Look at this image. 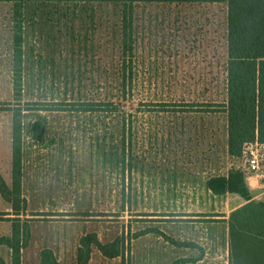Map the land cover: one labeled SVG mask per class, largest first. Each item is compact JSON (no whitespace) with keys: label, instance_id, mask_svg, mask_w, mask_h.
I'll list each match as a JSON object with an SVG mask.
<instances>
[{"label":"rangeland","instance_id":"1","mask_svg":"<svg viewBox=\"0 0 264 264\" xmlns=\"http://www.w3.org/2000/svg\"><path fill=\"white\" fill-rule=\"evenodd\" d=\"M134 17L136 62L146 82L140 99H227L226 3L141 4ZM119 24L113 4L26 3L16 62L13 3L0 1V174L11 186L18 121L27 200L20 206L22 219L32 218L26 256L57 247L65 250V264H75L81 238L96 233L102 243L120 240L121 254L108 257L94 246L91 264H167L171 244L173 253L181 250V237L197 254L215 249L204 264H238L230 225L249 223L253 213L258 220L262 209L211 217L218 215L213 211L228 217L233 192H213L208 179L241 169L246 150L230 154L226 112L190 115L181 143L140 139L139 159L145 151L149 156L131 172L104 164L102 118L75 111L78 102L104 99V64L116 54ZM38 120L42 140L31 131ZM7 209L12 204L0 191V234L12 227ZM2 255L8 257L6 246Z\"/></svg>","mask_w":264,"mask_h":264},{"label":"trees","instance_id":"2","mask_svg":"<svg viewBox=\"0 0 264 264\" xmlns=\"http://www.w3.org/2000/svg\"><path fill=\"white\" fill-rule=\"evenodd\" d=\"M13 3L14 47L16 62L19 59L23 40L22 19L26 3L41 1L102 2L120 9V34L116 54L104 64V99L76 103L79 114L102 118L104 124V164L121 166L133 172L149 156L139 159L140 139L149 141L154 137L162 146L168 138L175 137L181 143V135L190 115L224 111L227 113V132L230 154L242 152L246 143L256 140L264 142V0H0ZM227 4V99L222 102L209 100L140 99L146 82L139 76L136 62V35L134 30L135 10L141 4ZM19 85V84H18ZM17 85V86H18ZM137 107L131 105L138 101ZM131 103V104H130ZM131 105V106H130ZM157 120L154 122V120ZM42 121L31 127L33 138L42 140L45 132ZM13 137L12 185L0 174L2 196L12 204L13 212L10 235H0V245L11 251L8 263L0 254V264H22V250L31 239L32 218L22 219L27 200L21 196L23 176V153L21 123L16 122ZM152 129H154L152 131ZM141 131L144 136L140 138ZM152 131V132H151ZM154 134V136H152ZM162 147V148H163ZM209 188L215 193L233 192L251 200L246 176L241 169L232 168L227 175H213L208 179ZM19 201V202H18ZM250 206L262 209L249 223L230 225L232 247L236 251L238 264H264V203L251 201L237 212L251 211ZM248 219V220H249ZM242 220V219H241ZM263 228V229H261ZM97 247L105 256L121 254L120 240L102 243L96 233L81 238L77 253V264H88L93 248ZM262 246V249H261ZM40 264H61L51 248L40 253Z\"/></svg>","mask_w":264,"mask_h":264},{"label":"crops","instance_id":"3","mask_svg":"<svg viewBox=\"0 0 264 264\" xmlns=\"http://www.w3.org/2000/svg\"><path fill=\"white\" fill-rule=\"evenodd\" d=\"M246 182H247V185L249 186L250 194L252 197L251 200H246L244 197H242L238 193H229L230 194V201H233V202L231 203V207L229 208L228 217L221 216L220 215L221 211H217V212L213 211V213L218 214V215L211 216L213 219H216V220L227 219L230 217L231 213L239 210L243 206H246L251 201L264 203V182L263 181L260 182L259 180L255 179L254 177H247ZM12 211L13 210L7 209L6 213H9ZM7 216L13 217L14 215L7 214ZM171 229H173L172 226H171ZM11 232H12V227H11V230L8 231V233H6V234L3 233L0 235H6L7 236V235H10ZM166 233L170 234V237L172 240L173 239H175V240L179 239L178 237L176 238V236L173 235L172 231L170 232L169 225H167V227H166ZM32 236H33V234H32ZM214 240H215V238L212 237L213 242H214ZM179 241L181 243V250L173 253L172 252L173 244H171V253H170V256H168V258H167V261H168L167 264H204L205 260L211 255H212V259H214V256H215V249L214 248H212L213 250L212 249L203 250L202 253L197 254L195 249H192V248H195L197 246H190V245L186 244V240L183 237H181V239ZM188 241H190V240H188ZM2 247H4V246L0 245V254L1 255H2ZM228 247H229V242H228ZM44 248L53 249V251L55 252V254H56L58 260L61 262V264H65V261H66L65 250L57 248V247H49V246L41 247L40 249H38L37 255L36 256L33 255V257H31V258L26 256V252H27L28 248L26 247L25 249H23L22 250V264H40V253ZM77 253H78V250H77ZM77 253L74 256L75 264H77ZM94 253H95V251L93 248V251H92V254H91V257H90L88 264L92 263ZM227 254H229V249L227 250ZM11 255L12 254H11L10 249H8V257L3 255L8 263H10V261H11ZM99 256H100V254H99ZM169 258H170V260H169ZM101 260H102V262H104V255H102ZM213 264H215V262H213ZM216 264H218V262H216ZM226 264H229V260Z\"/></svg>","mask_w":264,"mask_h":264},{"label":"built area","instance_id":"4","mask_svg":"<svg viewBox=\"0 0 264 264\" xmlns=\"http://www.w3.org/2000/svg\"><path fill=\"white\" fill-rule=\"evenodd\" d=\"M242 171L246 178L254 177L264 182V142L258 140L245 144Z\"/></svg>","mask_w":264,"mask_h":264}]
</instances>
